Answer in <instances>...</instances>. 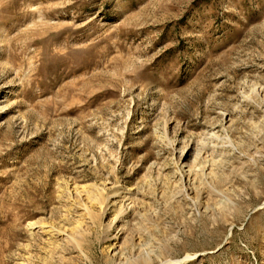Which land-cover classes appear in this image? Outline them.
<instances>
[{
  "label": "rangeland",
  "instance_id": "rangeland-1",
  "mask_svg": "<svg viewBox=\"0 0 264 264\" xmlns=\"http://www.w3.org/2000/svg\"><path fill=\"white\" fill-rule=\"evenodd\" d=\"M0 264H264V0H0Z\"/></svg>",
  "mask_w": 264,
  "mask_h": 264
}]
</instances>
